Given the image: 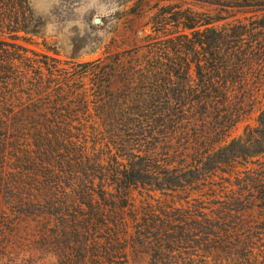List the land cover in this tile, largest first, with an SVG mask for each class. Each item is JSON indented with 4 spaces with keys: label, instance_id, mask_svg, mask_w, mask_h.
<instances>
[{
    "label": "trees",
    "instance_id": "1",
    "mask_svg": "<svg viewBox=\"0 0 264 264\" xmlns=\"http://www.w3.org/2000/svg\"><path fill=\"white\" fill-rule=\"evenodd\" d=\"M241 8L264 11V0ZM26 12V0H0V264H126L129 249L147 264H264V111L233 139L255 151L216 156L247 104L227 82L264 64L221 56L240 52L226 44L241 33L177 14L188 34L159 25L164 39L142 54L76 64L17 43ZM235 163L256 169L209 216L130 195L230 176Z\"/></svg>",
    "mask_w": 264,
    "mask_h": 264
},
{
    "label": "rangeland",
    "instance_id": "2",
    "mask_svg": "<svg viewBox=\"0 0 264 264\" xmlns=\"http://www.w3.org/2000/svg\"><path fill=\"white\" fill-rule=\"evenodd\" d=\"M245 1L121 0L123 5L121 11L111 13L112 8L119 7L120 0H56L49 15L41 10L44 0H33V8L30 7L29 0H26L27 12L24 18L27 28L17 33L19 37L17 43L35 52L55 57L62 62L84 64L134 48L140 49L139 54H142L145 46L151 43L155 45L156 42L164 39L161 32L155 31L159 25H163V28L169 32L178 31V34H188L190 31H183L180 21H175L174 18L177 14L183 16L192 13L208 21L209 24L205 27L226 30L231 35L234 32L241 33L242 36L238 40H231L232 42L229 41L226 44L235 46V49L241 48L240 52L226 53L223 50L221 56L232 59H264V53L257 50L258 46L264 44V29L256 26L264 11L242 12L241 5ZM98 12L109 13V17L94 19ZM48 24L55 25L56 32L61 37L59 41L57 37L42 31ZM69 25L72 26L69 27ZM192 78L193 83L198 82L196 77ZM176 82L182 83L180 79ZM227 83L229 90L233 89L232 93L236 95L234 100L243 98L247 104L237 118L238 122L230 130V137L221 136V140L225 139L230 145L216 153L220 159L229 155V150L233 153H250L257 149L256 145L240 144L233 142V139L238 141L243 136L246 126L249 125L252 128L258 126L257 119L264 111V64L254 69L247 77L232 78ZM94 143H96V150H106L105 141L98 140ZM88 144L91 145V142ZM209 162L207 160L206 164L214 165ZM232 166L230 176L219 170L215 175H212V172L207 174L208 170L205 166L207 177L203 176L199 178L201 180L198 183L185 189L180 188L175 192L161 193V191H148L138 187L132 188L130 195L137 203L138 201H167L174 203L177 207L187 205L201 207L199 211L209 216L211 215L209 210L220 208L219 202L231 200L232 197L236 201L239 191L245 187L243 182H239L248 177L245 171L256 169V166L249 165L246 168L236 163ZM248 195V192L242 193L243 198ZM38 264H55V262L52 258L45 257ZM126 264H147V258L129 249Z\"/></svg>",
    "mask_w": 264,
    "mask_h": 264
},
{
    "label": "clouds",
    "instance_id": "3",
    "mask_svg": "<svg viewBox=\"0 0 264 264\" xmlns=\"http://www.w3.org/2000/svg\"><path fill=\"white\" fill-rule=\"evenodd\" d=\"M29 4H30V7L33 8V0H29ZM54 4H56V0H44V2L41 5V10L43 12H45L46 14L50 15ZM122 7H123V5H122V2L120 0L119 7L118 8L117 7L112 8L110 10V12L111 13L119 12V11H121ZM84 11H87V9H84ZM108 17H109V13L98 12V13H96V16L94 17V19L95 18L107 19ZM71 26L72 25H69V27H71ZM42 31L47 35L57 37V41H59L61 39V37L56 32L55 25H53V24H48L44 29H42ZM69 53H70V51H69Z\"/></svg>",
    "mask_w": 264,
    "mask_h": 264
}]
</instances>
